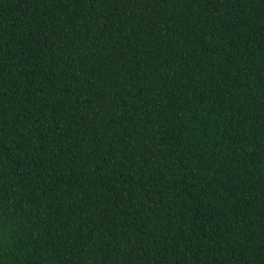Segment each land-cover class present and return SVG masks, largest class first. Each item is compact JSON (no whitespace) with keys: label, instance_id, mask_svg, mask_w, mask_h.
Returning a JSON list of instances; mask_svg holds the SVG:
<instances>
[{"label":"trees","instance_id":"obj_1","mask_svg":"<svg viewBox=\"0 0 264 264\" xmlns=\"http://www.w3.org/2000/svg\"><path fill=\"white\" fill-rule=\"evenodd\" d=\"M0 264H264V0H0Z\"/></svg>","mask_w":264,"mask_h":264}]
</instances>
